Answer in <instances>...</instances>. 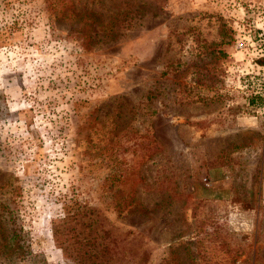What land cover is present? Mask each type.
Segmentation results:
<instances>
[{"label":"rangeland","instance_id":"rangeland-1","mask_svg":"<svg viewBox=\"0 0 264 264\" xmlns=\"http://www.w3.org/2000/svg\"><path fill=\"white\" fill-rule=\"evenodd\" d=\"M251 24L264 0H0V264H71L81 206L111 264H264Z\"/></svg>","mask_w":264,"mask_h":264},{"label":"trees","instance_id":"trees-1","mask_svg":"<svg viewBox=\"0 0 264 264\" xmlns=\"http://www.w3.org/2000/svg\"><path fill=\"white\" fill-rule=\"evenodd\" d=\"M82 19L86 22L97 20L92 16ZM99 214L93 208L81 206L64 214L54 224V241L71 264H111L119 258L116 235L113 240L111 230L101 223ZM129 261L136 264V256L129 254Z\"/></svg>","mask_w":264,"mask_h":264},{"label":"built area","instance_id":"built-area-1","mask_svg":"<svg viewBox=\"0 0 264 264\" xmlns=\"http://www.w3.org/2000/svg\"><path fill=\"white\" fill-rule=\"evenodd\" d=\"M253 30L252 24L244 27L245 35L236 38L239 48H249L254 51V57L257 60H264V26H256ZM254 33V34H253ZM264 69V63H262ZM259 88L254 91V95L264 96V76L261 77Z\"/></svg>","mask_w":264,"mask_h":264}]
</instances>
